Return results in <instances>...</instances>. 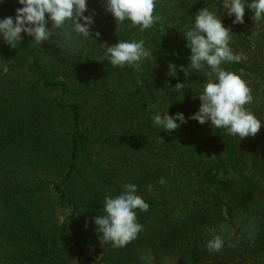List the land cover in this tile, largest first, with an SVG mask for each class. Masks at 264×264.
Wrapping results in <instances>:
<instances>
[{
	"label": "trees",
	"instance_id": "trees-1",
	"mask_svg": "<svg viewBox=\"0 0 264 264\" xmlns=\"http://www.w3.org/2000/svg\"><path fill=\"white\" fill-rule=\"evenodd\" d=\"M104 4L87 0V37L72 20L59 28L48 20L40 44L21 33L13 49L0 36V264H264V19L245 7V34L229 43L240 60L221 65L246 82L253 99L245 108L262 125L240 140L189 119L215 81L211 69L187 79L179 70L190 64L185 36L199 10L229 28L223 0H156L158 19L143 32L116 22ZM19 7L0 0V19ZM139 40L152 56L138 71L110 65L108 46ZM165 113L187 122L164 131L152 118ZM125 184L149 208L135 210L137 238L113 248L94 220L106 194ZM215 235L224 246L210 253Z\"/></svg>",
	"mask_w": 264,
	"mask_h": 264
},
{
	"label": "clouds",
	"instance_id": "clouds-1",
	"mask_svg": "<svg viewBox=\"0 0 264 264\" xmlns=\"http://www.w3.org/2000/svg\"><path fill=\"white\" fill-rule=\"evenodd\" d=\"M18 3L22 7L16 9L14 19H0V36L13 49L21 41V33L32 37L37 44L46 41L50 35L46 27L48 20L57 28L72 20L77 32L85 37L91 34L90 26L94 24V20L92 15H84L88 11L87 0H18ZM246 6L254 13V21L264 19V0H251L250 3L247 0H223L226 14L229 17L235 16L233 24L244 23ZM104 7L116 22L130 21L131 26L138 27L141 32L153 27L158 19L154 16L156 0H105ZM95 35L98 37L100 33L96 32ZM185 38L190 50V64L187 68L179 69L185 78L187 79L191 70H200L205 66L211 69L206 74L209 77L215 76V81L209 80L204 85L202 94L198 96L199 109L189 119L202 125L208 122L216 129L223 128L229 135L238 136L240 140L255 137L262 125L245 108V105L252 102L251 90L240 76L221 68L225 62L240 60V56L234 55L229 47L230 29L214 13L204 8L196 14L194 26L187 31ZM150 56L152 53L145 48L143 40L120 41L108 46L105 53L111 66L128 65L137 71L141 67L140 62ZM7 70L5 67L4 72ZM168 70L170 77H176L177 67L171 62ZM183 87V83H177L174 88L180 90ZM152 120L156 127L169 133L187 122L182 113L174 116L167 113L156 114ZM160 183H165L163 178ZM122 187L124 191L114 198L106 194L105 214L94 220L103 242H110L113 248H123L137 238L142 226L137 222L135 210L146 212L149 208L145 200L136 194V185L125 184ZM223 246L224 239L215 235L207 241L206 249L210 253L219 252Z\"/></svg>",
	"mask_w": 264,
	"mask_h": 264
},
{
	"label": "rangeland",
	"instance_id": "rangeland-1",
	"mask_svg": "<svg viewBox=\"0 0 264 264\" xmlns=\"http://www.w3.org/2000/svg\"><path fill=\"white\" fill-rule=\"evenodd\" d=\"M225 17H226V19H227V27H229L232 36H238V37H241L242 35L245 34V30H244V28H245V26H246L245 23H243V24H233L232 21L235 19V16H234V15L231 16V17H229V16L226 14ZM249 31H253V33H254L255 29H254V28H253V29L251 28V29H249ZM244 50L247 51L246 48L243 49L242 51H244ZM61 214H62V215H61ZM61 214H60V216H59V220H62V219H63V217L65 216V211H63V213H61ZM92 257H93L94 259L97 258V257H95V256H92ZM78 264H94V263H89L88 261H87V262H83L82 259H79Z\"/></svg>",
	"mask_w": 264,
	"mask_h": 264
}]
</instances>
